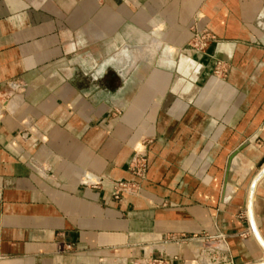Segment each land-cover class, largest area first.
I'll return each instance as SVG.
<instances>
[{"label": "crops", "instance_id": "0c3cea01", "mask_svg": "<svg viewBox=\"0 0 264 264\" xmlns=\"http://www.w3.org/2000/svg\"><path fill=\"white\" fill-rule=\"evenodd\" d=\"M262 167L264 0H0V264H264Z\"/></svg>", "mask_w": 264, "mask_h": 264}, {"label": "built area", "instance_id": "2783aa9c", "mask_svg": "<svg viewBox=\"0 0 264 264\" xmlns=\"http://www.w3.org/2000/svg\"><path fill=\"white\" fill-rule=\"evenodd\" d=\"M215 37L207 30L195 31L193 40L191 42L192 48L197 52H204L208 44ZM146 167V158L144 155H136L132 158L130 162V170L133 174L137 176H144ZM113 194L116 198H119L123 192L133 193L138 189V184L134 181L118 180L112 182ZM202 256V257H201ZM203 258L202 264H246V263H236L232 260L221 258L217 255L216 251L210 249L203 250L200 255ZM143 264H168L165 259H150Z\"/></svg>", "mask_w": 264, "mask_h": 264}, {"label": "water", "instance_id": "95a60500", "mask_svg": "<svg viewBox=\"0 0 264 264\" xmlns=\"http://www.w3.org/2000/svg\"><path fill=\"white\" fill-rule=\"evenodd\" d=\"M263 171H264V167H262L261 173H263ZM257 237H258V240L260 241V243L262 244V246L264 247V240L262 239V237L259 234H257Z\"/></svg>", "mask_w": 264, "mask_h": 264}]
</instances>
